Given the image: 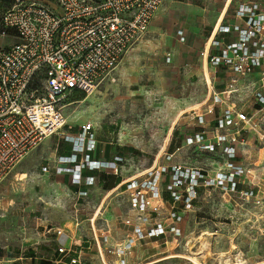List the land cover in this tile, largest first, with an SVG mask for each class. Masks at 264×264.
Here are the masks:
<instances>
[{
    "label": "rangeland",
    "instance_id": "rangeland-1",
    "mask_svg": "<svg viewBox=\"0 0 264 264\" xmlns=\"http://www.w3.org/2000/svg\"><path fill=\"white\" fill-rule=\"evenodd\" d=\"M170 1L174 23L198 6L215 20L224 2ZM240 1L263 0H232V4ZM165 36L149 29L112 77L92 95L77 93L65 98L63 113L67 124L62 132L75 135L81 132V126L90 125L91 133L99 140L100 152L126 159L119 170L120 181L153 174L161 191L167 181L160 172L163 167L180 165L183 169L201 170L211 178L226 171L225 158L220 153L209 154L202 147L186 145V136L202 129L196 114L206 110L203 101L208 88L206 83L197 89L179 88L178 79L167 74L168 88L161 89L167 66L164 61L170 52L162 41ZM191 82L195 84L196 79ZM234 101L240 103V99ZM246 110L253 112L254 107L246 105ZM260 117L264 130V112ZM247 135L244 154L238 159L250 173L239 180V186H257L261 202H239L218 188L201 187L190 209L176 205L183 217L182 237H169L168 245L142 240L121 258L116 253L137 222L129 192L124 187L113 192L106 190L103 185L115 178L100 173L98 187L78 202L76 213V186L67 177L54 173L57 158L67 154L69 146L61 136L46 140L0 185V264H26L31 256L51 258L58 245L56 237L48 235L47 230H73L76 223L80 224L78 230L84 243L78 247L89 249L80 257L70 250L66 257L69 264H194L193 259L201 264H264V139L255 132ZM169 210L171 205L165 204L158 218L166 221ZM103 235L108 236L107 241ZM96 238L101 243L104 262Z\"/></svg>",
    "mask_w": 264,
    "mask_h": 264
},
{
    "label": "built area",
    "instance_id": "built-area-1",
    "mask_svg": "<svg viewBox=\"0 0 264 264\" xmlns=\"http://www.w3.org/2000/svg\"><path fill=\"white\" fill-rule=\"evenodd\" d=\"M164 1H13L0 19V35L14 34L17 39L15 44L0 49V185L47 137L63 132L67 124L63 113L65 98L77 93L90 96L110 79L125 55L148 33ZM233 16L234 23L220 21L212 28L207 61L213 69L222 68L237 78L257 74V80L243 89L234 87L235 80L226 90L213 93L205 112L196 114L202 129L186 136L187 146L202 147L209 154L220 153L225 158L226 171L211 178L201 170L183 169L180 165L163 167L160 172L167 176L163 191L153 174L123 181L120 189L124 187L129 192L137 222L117 251L119 258L142 240L164 238L168 243L169 237H182L183 217L176 205L190 209L201 187L218 188L239 202L263 200L257 186H239V180L250 171L238 158L247 145L245 135L255 132L264 139L260 117L264 112V0L241 2ZM178 36L181 42L185 41L183 31H178ZM166 62H170V56ZM249 89L253 106L257 107L253 112L246 110L248 102L242 99ZM235 99H240V103ZM64 137L73 145V153L59 161L75 166L57 170L71 173L74 186L95 184L93 175L83 173L86 168L108 169L113 175H120L124 157L117 155L112 161L103 162L92 159L96 138L90 125L82 126L76 136ZM87 196V190L77 192L78 201ZM165 204H170L171 210L167 220L162 221L158 217ZM78 226L76 223L75 228ZM47 233L56 235L58 253L67 255L68 232L50 228ZM103 237L108 240L107 235ZM96 242L104 262L98 238ZM62 262L60 259L57 264Z\"/></svg>",
    "mask_w": 264,
    "mask_h": 264
},
{
    "label": "crops",
    "instance_id": "crops-1",
    "mask_svg": "<svg viewBox=\"0 0 264 264\" xmlns=\"http://www.w3.org/2000/svg\"><path fill=\"white\" fill-rule=\"evenodd\" d=\"M14 0H0V19L4 12L8 10ZM241 2L245 1H240L235 4H232V1L230 2L229 5H227L226 0H224L223 4L221 5L219 9V15L215 18V20H212V18L208 15L206 9L202 7H194L189 10V13L183 18V20L174 23V7L171 4L170 0H165L162 6L156 11L152 22L150 24L149 29L154 32L155 34H163L165 33V37L162 38V41L164 45H166V48H169L170 52L166 55L165 57V66L164 71L162 73V81H161V89L167 90L168 88V82L169 79L167 78V74H170L174 76V78L178 79V87L185 89L186 87L191 90V89H197L201 85L205 86V83L208 88V93L205 97V100L203 103H206L210 100L211 96L215 92H222L226 90L232 83H234V87H237L239 89H243L245 86H250L254 81L257 80V74L251 75L247 78H237L236 75L233 73L227 72L224 69H213L208 61H207V52L209 49V43H208V38L210 36V33L212 31V28L217 22L224 21L225 23H234L235 18L233 16V13L237 7L238 4ZM183 31L185 41L181 42L180 37L178 36V31ZM149 32V30H148ZM17 41L16 37L14 34H11L8 37H2L0 35V49L1 48H6L8 46H11L15 44ZM129 53V52H128ZM127 53V54H128ZM126 54V55H127ZM125 55V56H126ZM167 56H170V62L167 63L166 59ZM171 63V66H168V64ZM117 69V68H116ZM169 72V73H167ZM208 75V78H207ZM166 76V77H165ZM171 76V77H172ZM196 79V83H192L191 80ZM210 80V81H208ZM252 94V89H249L245 91L243 98L245 97V100L248 102L247 107L248 108H253L256 109V106H253V98L251 96ZM217 112L219 113V110L217 109ZM214 123L212 124V126ZM82 127V126H81ZM73 135V134H69ZM78 134H75L76 136ZM54 136H61L63 138V141L69 146L70 151L67 154L59 155L57 158V165L55 167V175L56 176H63L67 177L69 183H72V174L68 172L64 173H58V168H70L74 167L75 165H70V164H62L59 161V158L62 156H67L70 157L73 153L72 147L73 145L66 141L64 134L63 133H58L55 135H52L50 137H47L42 144L54 137ZM96 138V150L91 154L92 159L95 161L103 162V161H112L117 155L114 156H107L99 151V140L97 136L95 135ZM50 141H48L49 143ZM41 144V145H42ZM40 145V146H41ZM39 146V147H40ZM38 147V148H39ZM78 159H81V155L79 156ZM83 173L85 175H93L95 177V184L91 187H75L76 191V197H77V192L80 189L87 190L88 193L92 190L95 189V187H98L99 185V175L100 173L105 174V175H113V172L108 170V169H102V170H92V169H84ZM123 181H121L120 184H118L115 188L112 189V192L120 189L121 185L123 184ZM104 187V185H103ZM77 200L76 203V213L78 212V202ZM78 220V219H76ZM75 220V221H76ZM80 225V224H79ZM183 226V224H182ZM56 228H64V227H56ZM68 243L66 245L67 248H71L68 251H73L76 254L80 256L85 255V250L89 249L87 247H78L81 243V236L79 233L78 228L74 227L73 230H68ZM48 235H53L56 237L55 234H49ZM155 241H161L162 245H168V243H165L164 238L160 239H153ZM84 242V241H82ZM56 243H57V250L55 254L49 258V259H43L37 256H31L29 258L30 262L26 264H42V262L48 263V264H57V262L60 259H63V262L61 264H69L68 260L66 259L67 255L61 256L58 253V248H59V243H58V238L56 237ZM74 247V248H73ZM20 259H16V262H19ZM16 264H25V263H16Z\"/></svg>",
    "mask_w": 264,
    "mask_h": 264
},
{
    "label": "trees",
    "instance_id": "trees-1",
    "mask_svg": "<svg viewBox=\"0 0 264 264\" xmlns=\"http://www.w3.org/2000/svg\"><path fill=\"white\" fill-rule=\"evenodd\" d=\"M0 32H1V28H0ZM114 180H112L111 182L107 183V184H104V188L106 190H112L113 188H115L121 181L119 179V176H113ZM167 198V195L165 196ZM183 228V226H182ZM42 264H48V263H45V262H42Z\"/></svg>",
    "mask_w": 264,
    "mask_h": 264
},
{
    "label": "bare ground",
    "instance_id": "bare-ground-1",
    "mask_svg": "<svg viewBox=\"0 0 264 264\" xmlns=\"http://www.w3.org/2000/svg\"><path fill=\"white\" fill-rule=\"evenodd\" d=\"M231 1L232 0H226L227 5H229ZM207 78H208V75H207ZM208 81H210V80H208ZM193 262H194V264H201V262H198L197 260H194V259H193ZM238 264H244V263L242 261H238Z\"/></svg>",
    "mask_w": 264,
    "mask_h": 264
}]
</instances>
